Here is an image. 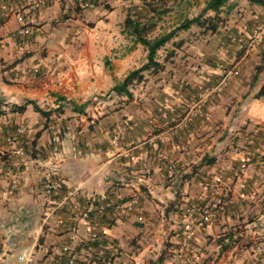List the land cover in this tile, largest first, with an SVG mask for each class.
<instances>
[{"label":"crops","instance_id":"1","mask_svg":"<svg viewBox=\"0 0 264 264\" xmlns=\"http://www.w3.org/2000/svg\"><path fill=\"white\" fill-rule=\"evenodd\" d=\"M141 1L96 0L95 9L82 8L80 0H48L35 10L10 4L8 17L0 18V264H60L66 245L83 264H185L188 245L199 248L189 264L212 263L209 256L219 252L204 255V235H213L216 221L223 224L224 212L214 215L207 234L195 229L188 239L184 224L191 219L183 213L188 203L202 206L216 191L193 190L190 165L208 155L223 157L222 170L232 169L215 173L211 158L204 172L210 188L234 168L237 175L249 160L234 179L232 213L240 222L245 208L250 210L253 218L242 220L248 229L243 234L255 246L264 242V71L251 89L247 79H231L225 93L205 106L204 121L183 130L159 121L148 124L146 118L131 124H78L82 107L98 111L92 102L96 95L122 82L114 83L117 73L104 66L116 50H123L121 60H112L116 66L133 56L123 49L124 20ZM21 28L32 34L16 35ZM32 104L52 115L40 116ZM20 106L24 110L14 111ZM67 106L71 112H56ZM8 137L15 142L9 144ZM54 138L58 155L51 152ZM230 140L233 153H220ZM178 145L188 151L180 154ZM175 158L181 164L169 171ZM46 174L59 181L56 194L45 191ZM135 194L139 202L132 214L114 208L93 212L90 221L97 231L91 238L80 213L99 195L116 202ZM22 250L33 253L32 262L18 261ZM246 254L234 253L232 264H264V254H254V260ZM222 258L218 264H226Z\"/></svg>","mask_w":264,"mask_h":264},{"label":"rangeland","instance_id":"2","mask_svg":"<svg viewBox=\"0 0 264 264\" xmlns=\"http://www.w3.org/2000/svg\"><path fill=\"white\" fill-rule=\"evenodd\" d=\"M141 2L136 6L142 8L144 5L143 1ZM206 2L207 0H155L153 7L157 14L155 17L157 25L148 35V38L152 39L166 34L180 25L184 20H191L198 16H201V21L213 18L214 14L212 12L203 13ZM96 6L95 4V8ZM262 18H264V7L251 5L245 0H228L227 5L221 9L220 14L215 19L205 22V26L191 25L187 30L177 31L174 37L156 54V60L162 66V69L159 71L143 72L140 75V79L128 87L130 96H116L110 90L97 94L92 102L94 104L93 107L98 108V111L92 109V107L89 110L82 107L80 114L83 123L79 121L78 124H94L90 123L93 120H95V124H131L132 121L136 122L143 118L151 121L148 124H156L157 121L160 124H187L186 126L189 124H200L206 118L205 106L214 98L225 93V89L231 79H247L246 85H250L251 89L255 86L256 77L264 71L263 69L256 75L257 68L264 64L262 59L264 54V38L257 46L248 51L238 50L236 43L238 32L247 34ZM212 22L216 25L215 31L209 29ZM128 36L126 35L122 38L125 45L123 49L126 50V53L133 51V56L129 60H123L119 66H116L112 63V60H121L122 56L120 57V55L123 51L116 50L112 52L108 58V63L104 66L106 70H113L114 73H117L113 80L114 83L120 82L119 80L124 79L125 75L139 69L146 63V50L142 47L143 50L135 51L132 45L133 39ZM115 53L116 55H114ZM233 65H238L239 74L228 80L222 93L214 95L206 104L201 105L200 110L203 113V117H193L191 121H185L184 116L186 113L189 111L195 112L196 104L204 96L206 90L215 86L221 79L224 71ZM158 93L162 97L159 98ZM155 101H159V103ZM154 104L157 106V110H154ZM57 110L61 113L71 112L68 106L64 110ZM114 136L115 143L113 145L115 146L119 142V136L117 134ZM232 143L233 141L231 142L230 140V144L226 146L225 150H221L220 153H233L236 147ZM181 147L185 148V152L188 151L185 145H178L177 151L180 154L184 152L181 150ZM211 158L208 155L205 158L203 157L200 160L194 161L190 165L191 177H194L192 185L196 193L199 189L200 194L203 195L215 188L216 191H213L209 201H205V204L208 202L206 205L200 206L194 203L186 205H193L196 208H201L204 212H208L210 214V222L213 221L212 219H214L215 214H222L224 212V217H226L222 225H218L216 221L217 226L210 230L213 235H204V255L208 253L216 255L219 252V255H216V257L209 256L212 260L210 264H218L222 256V262L232 264L234 253H238L241 249L247 251V260L251 258L254 260V254H256V258L264 254V251H259V248L264 246V242L257 241L255 246L254 241L250 240L249 236L246 235L247 233L245 234L247 237L243 234L248 229L244 228L242 220L247 221L253 218L252 212L249 214L250 210L245 208L244 216L239 220L241 223L237 221L236 218L238 217H235L232 213L235 204L232 195L233 186L236 183L235 180L239 177L238 175L245 170L249 161L244 163L245 168L237 173V175H235L236 169L234 168L233 173L227 176L223 175L224 180L220 178V181L216 183L217 186L210 188L207 186V182L204 181V172L210 169L208 162ZM212 159L216 164L213 167L215 173H225L231 169L226 170L224 167L222 170L224 165L223 157L219 159L216 156ZM180 164L181 161L175 158L168 166L169 171L174 168L177 169ZM125 200L116 201V206L113 208L117 212H123L120 209V205ZM217 201H225L226 204L221 207L217 206V208L212 207V204H216ZM199 202L203 203L204 197ZM186 206L183 209V213L186 218L191 219L188 221L191 231L188 234L185 233L187 239L188 237H192L195 229L200 231L204 228V234H207L211 223L208 222L198 229L196 215L189 216L186 214ZM192 222H194L195 228ZM212 224H215V222ZM238 233L242 235L238 236ZM186 249L187 255L183 259L185 264H189L193 259L191 257L199 252V248L188 245ZM206 258L204 257V260Z\"/></svg>","mask_w":264,"mask_h":264},{"label":"built area","instance_id":"3","mask_svg":"<svg viewBox=\"0 0 264 264\" xmlns=\"http://www.w3.org/2000/svg\"><path fill=\"white\" fill-rule=\"evenodd\" d=\"M48 0H0V18H7L8 17V5L10 4H22L25 5L31 9H38L46 4ZM151 0H145V2H150ZM81 7L84 9H94L95 4L92 1L89 0H80ZM32 30L29 28H21L16 32V35L18 36H25V35H31ZM264 38V18L255 25L247 34H242V32H238L236 36V43L238 46V50L240 51H248L253 49L255 46H257L262 39ZM239 74V67L238 65H233L226 71H224V74L222 75L221 79L213 86L212 88L206 90L204 93V96L200 99V101L196 104L195 112L192 113V111H189L184 116L185 121H191L193 117H203V113L200 110V107L202 104H206L207 101L213 97L214 95H218L222 93L225 86L227 85V82L230 78L235 77ZM205 116V114H204ZM187 124H174V129L179 130L186 127ZM53 147H52V154L58 155L59 147H58V140L57 138H54L53 140ZM7 142L9 144H13L15 142V139L12 137L7 138ZM181 150H183V153L185 152V148L181 147ZM248 162L249 160H245L243 164L240 165V171L245 168V162ZM54 174H46L44 176V189L46 192L56 194L58 189L60 188V183L58 180H54L52 178ZM77 190L72 191L71 193L67 194L65 197V200H67L69 197H72L76 194ZM139 201V196L137 194L132 195L128 197L122 204L120 205V209L126 213V214H132L135 212L137 204ZM225 201H217L216 204H212V207L217 208V206L221 207L225 205ZM116 206L115 201L106 196V195H99L91 202L87 208H85L80 213V220L85 222L88 226V230L90 232L91 238H96V231L97 226L92 221H90V215L95 212L96 214H103L107 209L113 208ZM185 213L189 216L196 215V225L197 228L200 229L204 226V224H207L210 222V214L208 212H204L201 208L195 207L193 205L186 206ZM138 221L142 220L141 216L137 217ZM184 231L186 234H188L191 231V227L188 223L184 224ZM189 238V237H188ZM74 238L72 237V240ZM259 251H264V246L259 248ZM63 256L60 264H83L78 263L77 256L75 255L73 249L71 246L66 245L63 247ZM18 261L21 263H30L33 261V253L28 250H22L21 254L18 256ZM42 264H55L51 262H42Z\"/></svg>","mask_w":264,"mask_h":264},{"label":"trees","instance_id":"4","mask_svg":"<svg viewBox=\"0 0 264 264\" xmlns=\"http://www.w3.org/2000/svg\"><path fill=\"white\" fill-rule=\"evenodd\" d=\"M92 1L94 4L96 0H89ZM155 0H151L150 2H145L143 0V7H133L128 13L127 17L124 20V32L127 33L129 36L133 38L134 44L141 45L147 52L146 55V63L142 65L139 69L133 70L128 73L122 82L116 84L112 87L110 92L115 93L116 96H130L128 87L135 81L140 79V75L145 71H159L162 69V66L156 60L157 52L165 46L175 35L177 31L180 30H187L191 25H198L199 27L205 26L204 23L210 21L211 19H215L220 14L222 8L227 5L228 0H207L205 3V7L203 9V13L205 12H212L214 14L213 18H208L205 21H201V16H198L191 20H184L180 25L176 28L171 30L170 32L154 37L152 39L148 38V35L153 31V29L157 25V21L155 20L156 17V10L153 7ZM251 5H257L264 7V0H245ZM158 13V12H157ZM159 17V16H158ZM207 26V25H206ZM209 29L212 31L216 30V25L212 22L209 26ZM263 61H264V54H263ZM256 75L264 69V64L257 68ZM262 90L257 94V97L262 95ZM34 112L38 113L40 116L45 117L46 119L52 115L51 111H43L40 110L35 104H32ZM73 111H77L74 104ZM14 111H22L24 110V106L14 107ZM58 110H56L57 112ZM82 110H79L81 113ZM231 239V237H229ZM218 243H220L218 241ZM220 245V244H219Z\"/></svg>","mask_w":264,"mask_h":264}]
</instances>
